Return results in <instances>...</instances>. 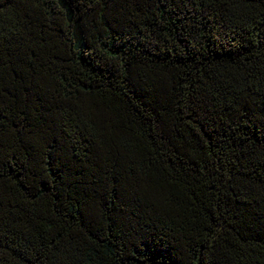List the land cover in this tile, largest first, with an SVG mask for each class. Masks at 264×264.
<instances>
[{"label":"trees","instance_id":"16d2710c","mask_svg":"<svg viewBox=\"0 0 264 264\" xmlns=\"http://www.w3.org/2000/svg\"><path fill=\"white\" fill-rule=\"evenodd\" d=\"M0 264H264V0H0Z\"/></svg>","mask_w":264,"mask_h":264}]
</instances>
